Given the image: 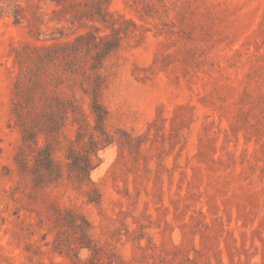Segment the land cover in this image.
<instances>
[{"label": "rangeland", "instance_id": "obj_1", "mask_svg": "<svg viewBox=\"0 0 264 264\" xmlns=\"http://www.w3.org/2000/svg\"><path fill=\"white\" fill-rule=\"evenodd\" d=\"M97 76L114 141L94 205L66 180L39 190L14 156L21 117L54 95L87 113ZM52 204L122 264H264V0H0V264H72Z\"/></svg>", "mask_w": 264, "mask_h": 264}, {"label": "trees", "instance_id": "obj_2", "mask_svg": "<svg viewBox=\"0 0 264 264\" xmlns=\"http://www.w3.org/2000/svg\"><path fill=\"white\" fill-rule=\"evenodd\" d=\"M97 21H104L101 12ZM88 38V44L96 47L91 34L80 36L71 44L74 50H48L44 61L51 62L59 56H77L79 45ZM77 47V48H76ZM116 44L106 43L98 59L116 49ZM104 86L99 76L88 97V112L75 98L54 95L43 100V107L32 118L21 119L22 143L14 156L21 173L31 176L41 191L56 188L64 180L85 188L86 202L98 205L101 194L91 181L90 173L96 167L93 157L113 143L107 129L109 112L102 102ZM51 216L57 234L52 249L66 253L72 264H122L114 252L107 253L97 244L92 235V226L86 215L77 209L51 205ZM88 255L83 259L82 255Z\"/></svg>", "mask_w": 264, "mask_h": 264}]
</instances>
